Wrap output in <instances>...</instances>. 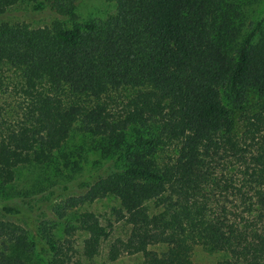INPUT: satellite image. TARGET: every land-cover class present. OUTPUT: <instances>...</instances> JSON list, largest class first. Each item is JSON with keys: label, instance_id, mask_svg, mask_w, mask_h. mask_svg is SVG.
I'll list each match as a JSON object with an SVG mask.
<instances>
[{"label": "trees", "instance_id": "16d2710c", "mask_svg": "<svg viewBox=\"0 0 264 264\" xmlns=\"http://www.w3.org/2000/svg\"><path fill=\"white\" fill-rule=\"evenodd\" d=\"M107 1L114 15L83 21L76 0H0V15L26 2L58 17L52 27L0 24V103L9 92L20 100L14 126L0 124V200L20 167L47 162L78 125L114 157L84 195L57 205L53 226L31 235L0 221V264H32L36 252L43 264H82L54 231L71 211L108 197L131 228L112 243V262L195 264L201 246L230 253L225 264H264V19L245 31V0ZM8 70L19 79L11 88ZM123 90L133 96L116 116L113 96ZM252 101L259 105L248 112ZM77 230L94 259L110 231L94 212L64 235Z\"/></svg>", "mask_w": 264, "mask_h": 264}, {"label": "rangeland", "instance_id": "374dc122", "mask_svg": "<svg viewBox=\"0 0 264 264\" xmlns=\"http://www.w3.org/2000/svg\"><path fill=\"white\" fill-rule=\"evenodd\" d=\"M245 7L247 18L244 30L246 31L253 22L264 19V0H245ZM76 9L83 21H102L114 15L117 6L107 0H76ZM57 20L58 17L52 10L38 12L34 4L26 2H21L0 15V24L29 25L35 28L52 27ZM18 81L17 73L14 70L6 72V85L9 84L11 88ZM132 96L133 91L131 90H123L120 94H114L113 97L117 103L112 105L114 108L112 112H116V116H119L122 108ZM2 97L4 98L1 99L0 103V106L3 107L0 124L2 125L3 120H7L9 124H15L18 118L14 116L16 119L14 120L11 116L18 110L19 96L18 99H15L17 95L14 97V93L12 96L9 92ZM258 105L259 101H252L246 110L253 112ZM241 114L240 112L239 115ZM80 127V125L75 127L66 144L56 151L47 162L20 167L13 184L14 187H9L5 193L7 195L0 200L1 204L9 203L24 207L31 216L28 217L19 213L16 208L4 209L1 205L0 221L19 224L29 230L31 235H34L35 230L43 224L53 226V222H57L55 214L57 205L67 198L84 195L93 178L103 174V168L106 165L113 164L114 157H106L96 151L94 148L97 146V139L81 131ZM237 131L239 135L243 132V123L239 117H237ZM125 133L126 141L134 139L135 135L132 129L125 131ZM65 160L68 165H65ZM34 191L37 195H32L31 199H23L18 195L22 193L24 196V194ZM14 195L18 196L14 197ZM119 208L120 202L115 197H108L93 204H87L71 211L67 221L60 222L54 233L58 238L71 240L75 259L81 261L82 264H143L141 255H122L115 262L108 259L112 243L119 239L126 240L131 232L126 221L118 219L116 210ZM85 212L97 214L102 224L110 231L109 239L103 243L100 253L92 260H88L83 253L84 242L87 238L86 233L77 230L72 233L71 237L64 235L66 226L68 224L76 226L78 217ZM191 260L195 264H225L232 261V258L228 252L210 253L201 246H197L193 250ZM32 264H43L39 252L32 256Z\"/></svg>", "mask_w": 264, "mask_h": 264}]
</instances>
